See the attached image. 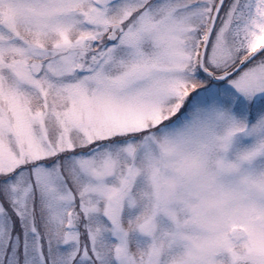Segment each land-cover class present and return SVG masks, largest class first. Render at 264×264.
<instances>
[{
    "label": "snow or ice",
    "instance_id": "snow-or-ice-1",
    "mask_svg": "<svg viewBox=\"0 0 264 264\" xmlns=\"http://www.w3.org/2000/svg\"><path fill=\"white\" fill-rule=\"evenodd\" d=\"M0 264H264V0H0Z\"/></svg>",
    "mask_w": 264,
    "mask_h": 264
}]
</instances>
